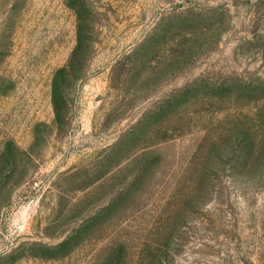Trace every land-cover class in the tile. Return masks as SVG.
I'll return each instance as SVG.
<instances>
[{"label":"rangeland","instance_id":"374dc122","mask_svg":"<svg viewBox=\"0 0 264 264\" xmlns=\"http://www.w3.org/2000/svg\"><path fill=\"white\" fill-rule=\"evenodd\" d=\"M0 264H264V0H0Z\"/></svg>","mask_w":264,"mask_h":264}]
</instances>
